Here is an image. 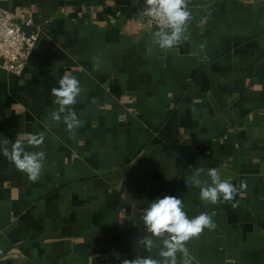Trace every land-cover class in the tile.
<instances>
[{
    "label": "crops",
    "instance_id": "obj_1",
    "mask_svg": "<svg viewBox=\"0 0 264 264\" xmlns=\"http://www.w3.org/2000/svg\"><path fill=\"white\" fill-rule=\"evenodd\" d=\"M142 2L0 0L39 33L22 74L0 67V142L43 135L26 150L46 154L33 183L0 153V264L160 259L138 239L164 195L216 224L186 242L190 264H264V0H188V39L171 49ZM65 74L82 88L74 138L51 119ZM199 167L231 178L235 199L201 201L185 185Z\"/></svg>",
    "mask_w": 264,
    "mask_h": 264
},
{
    "label": "clouds",
    "instance_id": "obj_2",
    "mask_svg": "<svg viewBox=\"0 0 264 264\" xmlns=\"http://www.w3.org/2000/svg\"><path fill=\"white\" fill-rule=\"evenodd\" d=\"M136 2L138 0H134ZM143 10L156 23L158 30L154 33V42L161 49H171L188 39L185 35L191 20L188 0H144ZM151 51L148 49L149 53ZM81 92L79 80L69 74L63 75L58 81V87H52L50 91L53 103L58 106L51 113V119L56 122L62 120L73 138L81 123L74 109ZM44 139L43 135H31L26 141L19 138L9 141L5 138L0 142V153L17 171L26 174L28 180L34 183L40 179L46 154L43 151H28L26 148H38ZM205 173L207 179H202V174ZM185 185L188 189L199 188L201 201L212 205L232 202L238 193L231 178H222L217 168H196L185 179ZM240 187H246V184L241 182ZM183 208L182 199L173 195L152 200L142 215L146 234L138 240L148 251L158 247L160 259L136 256L134 259H120V264H177V253L183 254V264H190L186 242L198 237L204 229L214 230L216 224L207 212L189 218Z\"/></svg>",
    "mask_w": 264,
    "mask_h": 264
},
{
    "label": "built area",
    "instance_id": "obj_3",
    "mask_svg": "<svg viewBox=\"0 0 264 264\" xmlns=\"http://www.w3.org/2000/svg\"><path fill=\"white\" fill-rule=\"evenodd\" d=\"M144 2L139 5V16L145 23L156 25L143 10ZM32 20H21L12 11L0 6V67L15 74H22L35 48L39 33H27L24 26Z\"/></svg>",
    "mask_w": 264,
    "mask_h": 264
}]
</instances>
